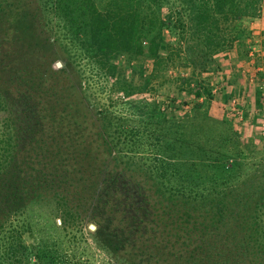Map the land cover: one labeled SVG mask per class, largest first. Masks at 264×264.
Here are the masks:
<instances>
[{
    "label": "trees",
    "instance_id": "1",
    "mask_svg": "<svg viewBox=\"0 0 264 264\" xmlns=\"http://www.w3.org/2000/svg\"><path fill=\"white\" fill-rule=\"evenodd\" d=\"M138 1L108 0V8L103 4L99 6L95 0H47V3L53 17L61 18V11L68 13L66 25L75 26L74 35H79L77 38L80 37L90 51L135 55L145 48L146 55L154 62L161 56L159 49L165 46L162 32L150 25L156 23V16L138 28L137 13L130 10ZM257 1L177 0V11L184 17L178 19L181 24L178 38L194 39L186 42L187 50L196 51L192 54L194 58L204 59L205 54L228 47L227 43L238 35L232 34L234 22L244 15H255ZM24 7V0H0V22L3 23L0 70H10L15 56L26 58L35 55L38 49L49 50L57 38L52 34L45 36L47 41H39L37 32L42 29L34 21L35 14ZM185 20L192 21L189 30L183 24ZM65 70L42 64L40 68L31 69L25 90L13 77L4 79L12 83V88L8 82L0 87V106L10 107L5 121L0 123V239L4 240L0 243V264H8L10 258L16 261L15 250L26 247L20 233L27 224L36 221L35 217L46 215L36 210L40 204L29 201L44 199L47 195L55 200L53 207L59 209L61 218L87 212L94 225L93 229H88L92 230L98 244L135 264L151 261L156 264L159 260L162 264H216L215 260L208 259L212 250L217 253L220 250L218 264H242L240 259L244 264H264V178L258 186L235 184L232 180L236 175L226 164L227 155L208 163L220 176V185H211L213 179L209 188L193 191L192 185L198 182L189 183L188 188L170 187L164 185L170 180L161 173L128 167L126 160L110 155L104 139L101 142L105 146L100 141L88 146L84 143L87 139L76 141L67 155L63 153L59 158L55 157L58 147H54L53 153L41 161V167L26 164L25 156L19 152L34 138L36 129L42 128L43 121L52 124L71 119L78 127L91 118L90 108L84 103L85 96L80 95L79 90L64 91L63 97L55 93L57 82L50 75ZM45 82L47 90L41 91ZM77 86H81L80 82ZM74 87V83L69 85V88ZM14 90L16 96L11 93ZM41 93L49 99L54 97L40 107L26 97ZM12 104L17 108L13 105L12 109ZM58 104L61 105L56 108ZM97 113H101L100 110ZM72 114L74 117H68ZM100 115L106 122L111 121L105 113ZM68 160L73 172L69 180L61 177ZM83 160L87 170L80 169ZM191 200L196 202L193 204ZM6 250L13 256L7 258ZM166 254L169 255L164 256ZM15 264H19L18 260Z\"/></svg>",
    "mask_w": 264,
    "mask_h": 264
},
{
    "label": "rangeland",
    "instance_id": "2",
    "mask_svg": "<svg viewBox=\"0 0 264 264\" xmlns=\"http://www.w3.org/2000/svg\"><path fill=\"white\" fill-rule=\"evenodd\" d=\"M24 2V9L35 14L34 21L42 29L36 31L37 39L47 41L45 36L52 34L57 38L49 50L38 49L35 55L26 58L15 56L10 70H0V87L8 82L4 79L13 77L25 90L31 69L40 68L42 64L57 70L65 68L63 72L50 75L57 82L55 93L63 97L64 91L79 90V94L85 96L84 103L90 108L91 117L84 123L79 122L78 127L71 119L52 124L43 121L42 128L36 129L34 138L19 152L25 156L26 164L41 167V161L53 153L54 147H58L55 157L59 158L63 153L67 155L76 141L87 139L84 143L88 146L104 139L108 141L105 144L110 155L126 160L128 167L163 174L170 180L164 185L170 187L188 188L189 183L198 182L192 185L193 191L209 188L213 179L211 185H220V176L209 165L225 155L228 156L226 164L236 175L232 182L246 187L259 185L264 178V0L255 4V15H244L234 22L232 34L238 35L227 43V48L205 54L204 59L194 58L192 54L196 51L187 50L186 42L194 39L178 38L181 28L178 19L181 20L182 14L177 11V0H139L130 9L137 13L141 23L138 28L156 16L158 20L150 25L162 32L165 46L159 49L161 56L154 62L146 55L145 48L135 55L90 51L80 37L77 38L79 35H74L75 26L66 25L68 13L61 11V18L53 17L47 0ZM95 2L108 8V0ZM189 22L192 23L183 22L187 30L191 27ZM218 23L220 26V19ZM2 27L0 22V30ZM55 61L60 65L56 66ZM71 83L74 88H69ZM9 87H13L12 83ZM47 87L45 82L41 91ZM16 92L11 93L16 96ZM44 95L26 97L40 107L54 97L49 99ZM13 105L12 109L17 108ZM8 112L10 107L0 106V123L5 121ZM69 112L71 114L72 110ZM104 113L110 122L101 117ZM85 162L80 161V169L87 170ZM65 166L67 169L62 171L66 172L61 177L69 180L73 173L71 161ZM30 200L40 204L36 210L46 215L35 217L36 221L27 224L20 233L26 247L14 252L19 264H135L98 244L92 230L88 229L91 222L87 212L61 218L59 209L53 207L55 200L48 195L44 199ZM4 232L6 239L8 232ZM3 241L0 239V243ZM6 252L9 253L7 258L13 256L10 250ZM240 252L243 258L242 250ZM208 257L218 264L220 250L218 253L212 250ZM16 261L10 258L8 264ZM240 261L244 264L243 259ZM151 262L142 264H154ZM160 262L156 264H162Z\"/></svg>",
    "mask_w": 264,
    "mask_h": 264
},
{
    "label": "water",
    "instance_id": "3",
    "mask_svg": "<svg viewBox=\"0 0 264 264\" xmlns=\"http://www.w3.org/2000/svg\"><path fill=\"white\" fill-rule=\"evenodd\" d=\"M55 65H56V66H59V65H60V62H59V61H55ZM88 227H89L90 229H93V228H94V225H93L92 223H89Z\"/></svg>",
    "mask_w": 264,
    "mask_h": 264
}]
</instances>
